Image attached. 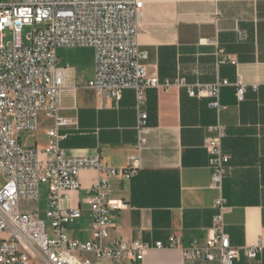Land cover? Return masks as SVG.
Returning a JSON list of instances; mask_svg holds the SVG:
<instances>
[{"label":"crops","instance_id":"1","mask_svg":"<svg viewBox=\"0 0 264 264\" xmlns=\"http://www.w3.org/2000/svg\"><path fill=\"white\" fill-rule=\"evenodd\" d=\"M142 1L139 47L147 53L142 64L148 75L161 83L183 77L189 85L217 80L234 84L240 78L246 88L238 102L235 88L223 87L219 111L209 106V98L190 97L184 88L147 93L150 130L139 151L141 169L128 181L112 180L111 198L123 201L126 208L114 213L109 242L153 244L172 235L181 239L182 246L203 242L215 205L224 199L232 208L223 218L232 247L241 249L258 241L263 246L256 259L239 250L233 264H264V0ZM219 51L235 64L219 63ZM93 77L94 62L77 73L70 68L58 114L77 119V124L60 129L66 136L60 147L67 156L98 155L110 166L124 169L129 157L138 153L135 91L127 89L119 100H108L82 86ZM215 125L225 129L222 150L229 156L220 189L211 184L205 147ZM53 126L52 118L38 113L37 130L30 133L32 143L27 147L44 155L46 133ZM97 179L95 171L78 176L82 216L67 230L80 241L90 239L91 222L83 200ZM86 257L93 264H220L185 261L179 250L150 251L141 263Z\"/></svg>","mask_w":264,"mask_h":264},{"label":"built area","instance_id":"2","mask_svg":"<svg viewBox=\"0 0 264 264\" xmlns=\"http://www.w3.org/2000/svg\"><path fill=\"white\" fill-rule=\"evenodd\" d=\"M142 9V0H0V34L8 30L12 36L8 44L0 43V264H93L86 255L141 263L153 250H179L185 261L233 264L239 250L248 259H256L261 252L260 241L241 249L232 247L223 222L232 208L224 199L215 205L216 214L203 242L182 246L174 235L153 244L127 239L109 242L114 213L126 208L123 201L111 198L112 180L128 181L141 169L139 151L150 130L147 93L184 88L190 97L209 98V106L219 111L223 87L233 86L238 102L246 88L240 78L234 84L217 80L189 85L183 77L161 83L157 76L148 75L142 64L147 53L139 47ZM213 19H218V13ZM24 27L32 29L27 44L21 38ZM80 47L94 50V77L83 87L108 100H119L127 89L135 91L138 153L129 157L124 169L110 166L98 155L67 156L60 147L66 137L60 129L76 125L77 119L58 114L59 95L70 71L59 65L58 50ZM219 56V63L235 64L223 51ZM40 112L54 120L46 133L42 161L36 149L19 142L20 134L37 130ZM209 130L212 135L205 147L211 184L220 189L229 163L222 150L226 134L221 125ZM82 171L98 174L83 200L91 222L87 241L71 237L67 230L82 216L78 199ZM42 186L47 187L44 219L39 217Z\"/></svg>","mask_w":264,"mask_h":264},{"label":"rangeland","instance_id":"3","mask_svg":"<svg viewBox=\"0 0 264 264\" xmlns=\"http://www.w3.org/2000/svg\"><path fill=\"white\" fill-rule=\"evenodd\" d=\"M31 27H24L21 31V38L24 44H27V37L31 33ZM12 36L8 30L2 32L0 34V43L6 45L11 42ZM58 57L60 59V66L68 67L73 69L76 73L77 70L81 71L86 68H90V66L94 62V50L88 47H80V48H64L58 51ZM20 144L23 147H27L32 143V137L30 133H22L19 135ZM38 158L40 161L44 160V155L38 153ZM46 196H47V187L42 186L41 188V196H40V210L39 217L45 218L46 213ZM48 224V223H47ZM77 229V225L75 227Z\"/></svg>","mask_w":264,"mask_h":264}]
</instances>
